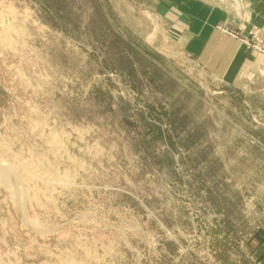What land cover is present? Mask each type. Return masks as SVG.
I'll use <instances>...</instances> for the list:
<instances>
[{"label": "rangeland", "instance_id": "rangeland-1", "mask_svg": "<svg viewBox=\"0 0 264 264\" xmlns=\"http://www.w3.org/2000/svg\"><path fill=\"white\" fill-rule=\"evenodd\" d=\"M157 3L0 0V264H264V42Z\"/></svg>", "mask_w": 264, "mask_h": 264}, {"label": "crops", "instance_id": "crops-1", "mask_svg": "<svg viewBox=\"0 0 264 264\" xmlns=\"http://www.w3.org/2000/svg\"><path fill=\"white\" fill-rule=\"evenodd\" d=\"M158 9L171 16L173 27L186 53L203 58L212 67L219 53L222 66L238 68L258 59L238 38L253 32L264 39V0H157ZM169 14V15H168ZM219 26V27H218ZM223 31L217 28H224ZM235 35V36H234ZM264 71V69H262Z\"/></svg>", "mask_w": 264, "mask_h": 264}, {"label": "built area", "instance_id": "built-area-1", "mask_svg": "<svg viewBox=\"0 0 264 264\" xmlns=\"http://www.w3.org/2000/svg\"><path fill=\"white\" fill-rule=\"evenodd\" d=\"M234 1L235 0H231ZM235 36V35H234ZM255 40H257L258 42H256L257 44H252V41L254 42ZM264 41L260 40L259 35H258V31L257 32H253L251 37L247 38V45L250 47H258V45L262 44ZM262 48L264 49V45H262V47L260 46V50H262Z\"/></svg>", "mask_w": 264, "mask_h": 264}, {"label": "bare ground", "instance_id": "bare-ground-1", "mask_svg": "<svg viewBox=\"0 0 264 264\" xmlns=\"http://www.w3.org/2000/svg\"><path fill=\"white\" fill-rule=\"evenodd\" d=\"M235 4L237 7L240 6V0H235Z\"/></svg>", "mask_w": 264, "mask_h": 264}]
</instances>
